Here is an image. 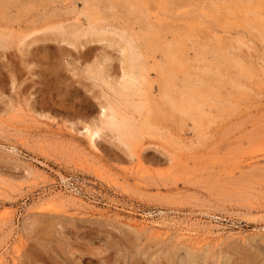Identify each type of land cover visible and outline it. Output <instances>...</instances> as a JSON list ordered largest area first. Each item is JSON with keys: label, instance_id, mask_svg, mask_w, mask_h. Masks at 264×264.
<instances>
[{"label": "rangeland", "instance_id": "obj_1", "mask_svg": "<svg viewBox=\"0 0 264 264\" xmlns=\"http://www.w3.org/2000/svg\"><path fill=\"white\" fill-rule=\"evenodd\" d=\"M36 1L0 0V264H264V0Z\"/></svg>", "mask_w": 264, "mask_h": 264}, {"label": "bare ground", "instance_id": "obj_2", "mask_svg": "<svg viewBox=\"0 0 264 264\" xmlns=\"http://www.w3.org/2000/svg\"><path fill=\"white\" fill-rule=\"evenodd\" d=\"M38 1V0H37ZM36 1V2H37ZM252 1V0H251ZM254 1H257V0H254ZM254 1H253V3H254ZM35 3V2H34ZM134 3V2H133ZM140 3V2H139ZM142 3H143V1H142ZM256 3V2H255ZM258 3V2H257ZM44 4V3H43ZM149 4V3H148ZM42 5V4H41ZM136 5V4H135ZM132 6H133V4H132ZM251 6H253V5H251ZM255 6H256V4H255ZM257 6H259V4L257 5ZM137 7H139V6H137ZM24 8V7H23ZM22 8V9H23ZM220 8V7H219ZM132 9L133 8H131V11H132ZM246 9V8H245ZM244 9V10H245ZM248 9H249V7H248ZM130 10V9H129ZM144 10V9H143ZM243 10V11H244ZM229 11V10H228ZM249 11V10H248ZM141 12V11H140ZM138 13V12H137ZM142 13V12H141ZM246 13V12H245ZM139 14V13H138ZM89 16V15H88ZM139 16V15H138ZM246 16V15H245ZM141 17V16H140ZM90 18V17H89ZM142 18V17H141ZM258 18V17H257ZM219 19V18H218ZM248 19V18H247ZM249 19H250V17H249ZM253 19V18H252ZM257 20V19H256ZM260 20V19H259ZM248 21V20H247ZM256 22V21H255ZM254 22V24H256ZM217 23V22H216ZM244 23H245V21H244ZM252 23V22H251ZM259 23H261V22H259ZM246 24L248 25V23L246 22ZM249 25H251V24H249ZM258 27V26H257ZM165 28V27H164ZM256 28V27H255ZM260 29V28H259ZM259 29H257V30H259ZM93 31V30H92ZM189 31H191L192 32V30H189ZM99 32V31H98ZM86 33V32H85ZM91 33V32H90ZM97 33V32H96ZM246 33V32H245ZM87 34V33H86ZM93 34V33H92ZM156 34V33H155ZM181 34H183V33H181ZM263 34V33H262ZM81 35H83L82 34V32H81ZM95 35V34H94ZM100 35V34H99ZM247 35V34H246ZM77 36V35H76ZM158 36V35H157ZM163 36V35H162ZM190 36V35H189ZM189 36H187V37H189ZM97 37V36H96ZM102 37V36H101ZM152 37V36H151ZM192 37H193V35H192ZM105 38V37H104ZM104 38H102V41H103V39ZM161 38V37H160ZM38 39V38H37ZM40 40V39H39ZM65 40V39H64ZM97 40H99V39H97V38H91V40L89 41L90 43H91V41L93 42V41H97ZM105 40V39H104ZM74 40H72V42H73ZM80 40H78V42H79ZM100 42V41H99ZM160 42V41H159ZM189 42V41H188ZM218 42V41H217ZM68 43V42H67ZM70 43V42H69ZM129 43V42H128ZM127 43V44H128ZM70 44H72V43H70ZM73 44H74V42H73ZM111 44V43H110ZM180 44V43H179ZM217 44V43H216ZM76 45H78V43L76 44ZM112 45V44H111ZM181 45V44H180ZM213 45V44H212ZM211 45V46H212ZM222 45V44H221ZM228 45V44H227ZM127 46H129V44L127 45ZM209 46V45H208ZM214 46H215V44H214ZM82 47H83V45H82ZM155 47V46H154ZM169 47H170V45H169ZM180 47V46H179ZM205 47V46H204ZM207 47V46H206ZM216 47H217V45H216ZM215 47V48H216ZM128 48V47H127ZM208 48V47H207ZM207 48H205V50L207 49ZM220 47H219V45H218V49H219ZM170 49V48H169ZM178 49V48H177ZM210 49H212L211 47H210ZM209 49V50H210ZM224 49V48H223ZM168 50V49H167ZM171 50V49H170ZM208 50V49H207ZM221 50V49H220ZM123 51H124V49H123ZM179 51V50H178ZM181 51V50H180ZM187 51V50H186ZM211 51V50H210ZM209 51V52H210ZM223 51V50H222ZM130 52V49H129V51H128V53ZM206 52V51H205ZM213 52V51H212ZM214 52L215 53H218V52H216L215 51V49H214ZM213 52V53H214ZM226 52V51H225ZM171 53H172V51H171ZM207 53V52H206ZM206 53H205V55H206ZM211 53V52H210ZM210 53H208V54H210ZM131 54V53H130ZM176 54H177V50H176ZM221 54V53H220ZM223 54H226V53H223ZM223 54H222V56H223ZM125 55V54H124ZM204 55V56H205ZM214 56H216L215 54H213ZM227 55V54H226ZM126 56V55H125ZM133 56V55H132ZM130 57V56H129ZM129 57L124 61V64L123 65H125V71H124V78L122 77V79H121V81H120V83L122 82V80H124L121 84H119V83H117L118 85H122V88H123V90L121 91V89H118L117 90V87L115 86V88H113L114 86L112 85V86H110V88H111V90H112V88L114 89V90H117V92L119 91V95L121 96H123V97H125L126 98V100L127 99H130V98H128V97H130L131 95H130V92H128V90L130 89L129 87H130V84H129V81H130V73H129V69H130V67L132 66V64H131V61L130 60H132V59H129ZM169 57H170V55H169ZM179 57V56H178ZM195 57V56H194ZM124 58V57H123ZM131 58V57H130ZM134 58V57H133ZM214 58V57H213ZM215 58H217V56L215 57ZM125 59V58H124ZM169 59V58H168ZM177 59V58H176ZM179 59H181L180 57H179ZM218 59V58H217ZM220 59V58H219ZM223 59V58H222ZM227 59V58H226ZM231 59V58H230ZM107 60V59H106ZM134 60V59H133ZM132 60V62H134ZM224 60V59H223ZM222 60V62L224 63V61ZM228 60H229V58H228ZM214 60H212L211 62H210V67H211V64H213V63H215L216 64V62H213ZM216 61V60H215ZM218 62V61H217ZM226 62V61H225ZM171 63H172V61H171ZM228 63V62H227ZM230 63H231V61H230ZM229 63V64H230ZM219 64H221V62L219 63ZM226 64V63H225ZM229 64H226V65H229ZM233 64V63H232ZM122 65V64H121ZM173 65V64H172ZM171 65V66H172ZM241 65H242V63H241ZM244 65V64H243ZM133 66H134V64H133ZM135 66H136V64H135ZM173 66H175V65H173ZM172 66V67H173ZM208 66V65H207ZM217 67H218V65H216ZM233 66H234V64H233ZM122 67H124V66H122ZM209 67V66H208ZM213 67H215V65L213 66ZM219 67L221 68V66L219 65ZM226 67V66H225ZM228 67V66H227ZM226 67V68H227ZM230 68H231V65L229 66ZM235 67V66H234ZM239 67V66H238ZM99 68V67H98ZM174 68V67H173ZM222 68H223V66H222ZM229 68V69H230ZM132 69V68H131ZM213 69V68H212ZM228 69V68H227ZM235 69V68H234ZM233 69V70H234ZM238 69V68H237ZM95 70V69H94ZM99 70V69H98ZM101 70V69H100ZM211 70V69H210ZM96 71H97V69H96ZM103 71V70H102ZM102 71H100V73L102 72ZM131 71H133V70H131ZM212 71H214V69L213 70H211V72ZM216 71V70H215ZM223 71H224V68H223ZM255 71V70H254ZM220 72H222V71H220ZM251 72V71H250ZM99 72H97V74H94V78H96V79H99L100 77H99V74H98ZM235 73V72H234ZM104 75L103 77L105 78V74L104 73H101L100 75ZM236 74H238V73H236ZM235 74V75H236ZM247 74V73H246ZM246 74H245V76H246ZM107 75V74H106ZM121 75V74H120ZM122 75V76H123ZM241 75V74H240ZM133 76V78H134V75H132ZM242 76V75H241ZM244 75L242 76L243 78L245 77ZM141 77V76H140ZM143 77V76H142ZM132 78V77H131ZM174 78V77H173ZM222 78H223V76H222ZM226 78V77H225ZM233 78V77H232ZM236 78V77H235ZM242 78V79H243ZM186 79H187V77H186ZM189 79V78H188ZM231 79V78H230ZM237 79V78H236ZM103 80V79H102ZM105 80V79H104ZM132 80V79H131ZM134 80V79H133ZM167 80V79H166ZM234 80V79H233ZM232 80V81H233ZM136 80H134V82H135ZM171 81V80H170ZM185 80H183V82H184ZM229 81V80H228ZM173 82V81H172ZM202 82V81H201ZM105 83H107V82H105ZM196 83V82H195ZM198 83V82H197ZM235 83V82H234ZM188 86H190V82H189V84H187ZM234 85V84H233ZM203 86V85H202ZM235 86V85H234ZM180 88V87H179ZM183 88H184V85H183ZM187 88V87H186ZM236 88V87H235ZM125 89V90H124ZM133 89V88H132ZM131 89V90H132ZM184 90V89H183ZM197 90V89H196ZM195 90V91H196ZM199 90V89H198ZM121 91V92H120ZM140 91V90H139ZM173 91V90H172ZM207 91V90H206ZM114 92V91H113ZM132 92V91H131ZM136 92V91H135ZM179 92H180V90H179ZM185 92V91H184ZM186 92L188 93V91L186 90ZM202 92H203V88H202ZM205 92V91H204ZM133 93V92H132ZM131 93V94H132ZM161 93V92H160ZM169 93V92H168ZM186 93V94H187ZM194 93L195 92H192V91H190L189 92V95L191 94L192 96L194 95ZM198 93V92H197ZM116 94H118V93H116ZM183 94V93H182ZM135 95V94H134ZM180 95V94H179ZM188 95V94H187ZM186 95V96H187ZM198 95V94H197ZM118 96V95H117ZM119 97V96H118ZM163 97V96H162ZM178 97V96H177ZM184 97V96H183ZM196 97V96H195ZM122 99V98H121ZM163 99V98H162ZM174 99V98H173ZM179 99H180V96H179ZM181 100H183V99H181ZM180 100V101H181ZM191 100L192 101H195V100H193V97H191ZM209 100V99H208ZM207 100V101H208ZM109 101V100H108ZM125 101V100H124ZM179 101V102H180ZM206 101V102H207ZM110 103L108 104L107 103V105H101L100 106V115L99 116H103L104 117V119H102L101 121H100V125H101V127H107L108 126V128H109V126L111 127V126H115V124L119 127L120 126V128L122 127V129L123 128H125L126 127V122H128V120L129 119H127L125 116H124V118H122L123 117V115H122V117H121V115H120V113H119V108L120 107H118V103L116 104V103H112L111 104V101H109ZM127 102H128V100H127ZM129 102H131V99L129 100ZM137 102V101H136ZM196 102V101H195ZM132 104H126V101H125V104L126 105H134V103L133 102H131ZM208 103H209V101H208ZM120 106V105H119ZM125 106V105H124ZM142 108H143V105L141 104L140 105ZM175 106V105H174ZM178 106V105H177ZM184 106V105H183ZM186 107V106H185ZM197 108V107H196ZM206 108V107H205ZM123 109V108H122ZM126 109H127V107H126ZM134 109V108H133ZM176 109V108H175ZM184 109V108H183ZM186 109V108H185ZM129 110H130V108H129ZM180 110V109H179ZM126 111H128V110H126ZM125 111V114L127 113ZM183 111V110H182ZM195 111V110H194ZM121 112V111H120ZM124 112V111H123ZM129 112V111H128ZM180 112H181V110H180ZM131 113V112H130ZM188 113V112H187ZM192 113V112H191ZM190 112H189V114H191ZM121 114H123V113H121ZM180 114V113H179ZM201 114V113H200ZM129 115V114H128ZM188 115V114H187ZM191 115H193V114H191ZM140 116V115H139ZM130 117V116H129ZM193 118H195V117H193ZM203 118H205V117H203ZM207 118V117H206ZM198 119V118H197ZM202 119V118H201ZM194 120V119H193ZM132 121H134L133 120V118H132ZM207 121V120H206ZM205 121V122H206ZM196 122V121H195ZM207 123V122H206ZM147 124V123H146ZM194 125H195V123H194ZM206 125V124H205ZM116 126V127H117ZM100 126L98 127H94V128H89V127H87L86 129H85V133H86V135L89 137V139L91 140V141H93L94 139H95V137L98 135V131H101V128ZM202 127V126H201ZM112 128V127H111ZM119 128V129H120ZM128 128H129V126H128ZM136 128V127H135ZM199 128H200V126H199ZM204 127H202V129H203ZM100 129V130H99ZM106 129V128H105ZM140 129H141V127H140ZM143 130V129H142ZM145 130V129H144ZM144 130H143V132H144ZM131 131V130H130ZM132 131H134V130H132ZM131 131V132H132ZM147 131V130H146ZM130 132V135L131 134H133V133H131ZM135 133H136V131H135ZM137 134V133H136ZM134 135H132L131 137H133ZM137 137V136H136ZM124 139V138H123ZM129 140V139H128ZM127 140V141H128ZM94 143V142H93ZM92 144V143H91ZM127 144V143H126ZM131 145H132V143H131ZM131 147V146H130ZM126 148H127V146H126ZM52 196V195H51ZM49 199V198H48ZM50 200V199H49ZM44 201V200H43Z\"/></svg>", "mask_w": 264, "mask_h": 264}]
</instances>
